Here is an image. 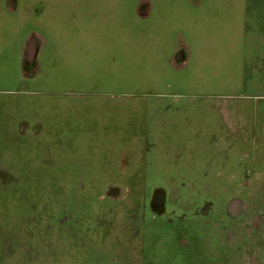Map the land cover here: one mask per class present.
<instances>
[{"label":"rangeland","instance_id":"1","mask_svg":"<svg viewBox=\"0 0 264 264\" xmlns=\"http://www.w3.org/2000/svg\"><path fill=\"white\" fill-rule=\"evenodd\" d=\"M218 255L264 264V0H0V264Z\"/></svg>","mask_w":264,"mask_h":264},{"label":"crops","instance_id":"2","mask_svg":"<svg viewBox=\"0 0 264 264\" xmlns=\"http://www.w3.org/2000/svg\"><path fill=\"white\" fill-rule=\"evenodd\" d=\"M204 258H207V257H204ZM221 263H222V261H221V255L214 256V258H213V264H221Z\"/></svg>","mask_w":264,"mask_h":264}]
</instances>
